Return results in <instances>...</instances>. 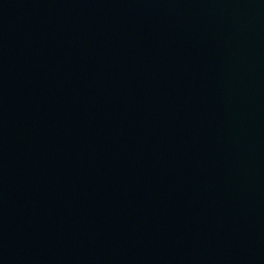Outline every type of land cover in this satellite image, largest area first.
I'll use <instances>...</instances> for the list:
<instances>
[{"label": "water", "instance_id": "obj_1", "mask_svg": "<svg viewBox=\"0 0 264 264\" xmlns=\"http://www.w3.org/2000/svg\"><path fill=\"white\" fill-rule=\"evenodd\" d=\"M0 264H264V0H0Z\"/></svg>", "mask_w": 264, "mask_h": 264}]
</instances>
